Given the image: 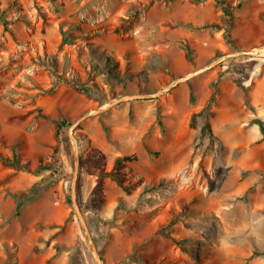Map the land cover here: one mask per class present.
<instances>
[{
    "label": "rangeland",
    "instance_id": "obj_1",
    "mask_svg": "<svg viewBox=\"0 0 264 264\" xmlns=\"http://www.w3.org/2000/svg\"><path fill=\"white\" fill-rule=\"evenodd\" d=\"M263 46L264 0H0V264H264V49L184 79Z\"/></svg>",
    "mask_w": 264,
    "mask_h": 264
},
{
    "label": "trees",
    "instance_id": "obj_2",
    "mask_svg": "<svg viewBox=\"0 0 264 264\" xmlns=\"http://www.w3.org/2000/svg\"><path fill=\"white\" fill-rule=\"evenodd\" d=\"M215 94H216V90H214L212 92V95L210 97V99L208 100V102L206 103V105L204 106L203 110L207 113V115L209 114L208 111L210 110L213 102H214V98H215ZM70 122L66 119V118H60L58 119V121L56 122V133L57 135H62V137L64 139H68L66 136V129L69 127ZM261 130L262 132H264V127L261 126ZM207 133L210 137H212V131H211V127L209 122L207 121V119L205 120V123L202 127V133ZM135 156L132 155H127V156H122V157H118L116 158L115 162H114V168L120 167L123 161H131L134 160ZM6 162H8L10 164V166L15 167L16 169H20L22 168V165L19 162V158L18 155L16 154V152H13L12 157L9 159H6ZM59 166L54 165V164H49L46 165L44 167V169H52V172L54 174H57L59 172ZM108 176H110L111 178H113L118 184H120L121 182V178L120 176L116 175L113 172L108 173ZM43 187H40V190H42ZM38 193V189L33 186L30 188L29 192L27 193V195L25 196V198H21L18 199V210L21 207V205L23 204L24 201L26 202H31L35 199L36 195ZM18 214V211H17Z\"/></svg>",
    "mask_w": 264,
    "mask_h": 264
},
{
    "label": "water",
    "instance_id": "obj_3",
    "mask_svg": "<svg viewBox=\"0 0 264 264\" xmlns=\"http://www.w3.org/2000/svg\"><path fill=\"white\" fill-rule=\"evenodd\" d=\"M264 47V46H263ZM263 47H259V48H256L255 50H238V51H234V52H231V53H228V54H225L224 56L214 60L213 62L209 63L208 65L204 66V67H200L199 69L193 71L192 73H190L189 75L185 76L184 79H188L192 76H195V75H198L202 72H204L205 70L215 66L216 64L220 63L221 61L225 60V59H228V58H232V57H236V56H240V55H258L260 54L259 52V49L260 48H263ZM180 80V78L178 79ZM177 80V81H178ZM143 97V96H142ZM121 99H117L116 101H114L113 103H116L117 101H119ZM101 109H98V110H95V111H91V113H94V112H100ZM90 114V113H89ZM87 115H83L80 119H78L74 124L77 125L83 118H85ZM72 141H73V144H74V150H75V153H76V157H75V161H76V165H75V169H74V176H73V180H72V187H71V191H72V204H73V209L85 231V234H86V238L87 240L89 241L90 245H91V248L92 250L94 251V253H96V248L94 246V244L92 243V239H91V236H90V233H89V230L87 228V225H86V222L79 210V207H78V204H77V201L75 199V181H76V171H77V164H78V155H77V142H76V139L74 137H71ZM99 261V259H98Z\"/></svg>",
    "mask_w": 264,
    "mask_h": 264
},
{
    "label": "bare ground",
    "instance_id": "obj_4",
    "mask_svg": "<svg viewBox=\"0 0 264 264\" xmlns=\"http://www.w3.org/2000/svg\"><path fill=\"white\" fill-rule=\"evenodd\" d=\"M261 49H264V48H261Z\"/></svg>",
    "mask_w": 264,
    "mask_h": 264
}]
</instances>
